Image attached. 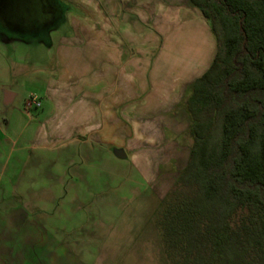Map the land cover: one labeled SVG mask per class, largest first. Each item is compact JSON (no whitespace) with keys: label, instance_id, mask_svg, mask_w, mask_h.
Instances as JSON below:
<instances>
[{"label":"rangeland","instance_id":"374dc122","mask_svg":"<svg viewBox=\"0 0 264 264\" xmlns=\"http://www.w3.org/2000/svg\"><path fill=\"white\" fill-rule=\"evenodd\" d=\"M60 1L64 21L48 41L38 33L0 31V213L27 206L31 220L68 238L81 264H170L156 218L188 158L185 104L143 115L128 103L131 110L118 109L121 128L104 129L98 113L105 135L68 132L64 98L91 89L81 75L84 67L92 77L104 69L98 56L82 61L87 50L92 53L82 26L98 22L106 1ZM67 41L75 44L68 55L62 48ZM6 91L13 95L8 103ZM32 95L39 107L26 106ZM115 147L125 158L115 156ZM60 195L69 204L56 210ZM12 217L15 223L21 219Z\"/></svg>","mask_w":264,"mask_h":264},{"label":"trees","instance_id":"16d2710c","mask_svg":"<svg viewBox=\"0 0 264 264\" xmlns=\"http://www.w3.org/2000/svg\"><path fill=\"white\" fill-rule=\"evenodd\" d=\"M215 56L185 101L189 154L156 218L170 264H264V0H189Z\"/></svg>","mask_w":264,"mask_h":264},{"label":"crops","instance_id":"0c3cea01","mask_svg":"<svg viewBox=\"0 0 264 264\" xmlns=\"http://www.w3.org/2000/svg\"><path fill=\"white\" fill-rule=\"evenodd\" d=\"M104 1L105 14L99 12L98 22L82 26L88 38L84 44L92 50L91 54L87 50L82 61L98 56L104 68L96 77H92L90 68L84 67L81 72L90 90L96 89L80 98L71 93L64 98L68 132L78 129L87 136H96L102 130L98 113L106 120L104 129L121 128L123 119L117 115L118 109L131 110L128 103H135L143 115L184 106L193 82L210 66L217 50L209 21L189 0ZM73 45L63 44L66 55ZM56 198V210L62 209L63 203L69 204L62 195ZM26 208L18 204L0 213V264H81L68 238L63 240L45 223L31 220ZM12 214L21 219L15 223ZM8 216L10 221L6 222Z\"/></svg>","mask_w":264,"mask_h":264},{"label":"flooded vegetation","instance_id":"af4514ba","mask_svg":"<svg viewBox=\"0 0 264 264\" xmlns=\"http://www.w3.org/2000/svg\"><path fill=\"white\" fill-rule=\"evenodd\" d=\"M65 8L60 0H0V31L38 33L48 41L51 30L64 21Z\"/></svg>","mask_w":264,"mask_h":264},{"label":"water","instance_id":"95a60500","mask_svg":"<svg viewBox=\"0 0 264 264\" xmlns=\"http://www.w3.org/2000/svg\"><path fill=\"white\" fill-rule=\"evenodd\" d=\"M11 92L6 91L5 92V102L8 103L10 100V96H11ZM113 153L115 154V156L119 157V158H125L126 153L122 148H114L113 149Z\"/></svg>","mask_w":264,"mask_h":264},{"label":"built area","instance_id":"2783aa9c","mask_svg":"<svg viewBox=\"0 0 264 264\" xmlns=\"http://www.w3.org/2000/svg\"><path fill=\"white\" fill-rule=\"evenodd\" d=\"M26 106L28 108L30 107H39L40 103L37 101L36 95H32L29 97V99L26 101Z\"/></svg>","mask_w":264,"mask_h":264}]
</instances>
